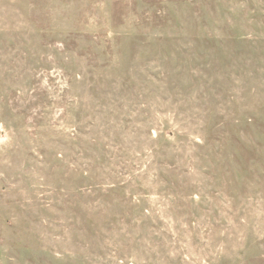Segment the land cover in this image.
<instances>
[{"label": "rangeland", "instance_id": "rangeland-1", "mask_svg": "<svg viewBox=\"0 0 264 264\" xmlns=\"http://www.w3.org/2000/svg\"><path fill=\"white\" fill-rule=\"evenodd\" d=\"M0 264H264V0H0Z\"/></svg>", "mask_w": 264, "mask_h": 264}]
</instances>
